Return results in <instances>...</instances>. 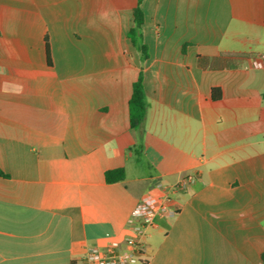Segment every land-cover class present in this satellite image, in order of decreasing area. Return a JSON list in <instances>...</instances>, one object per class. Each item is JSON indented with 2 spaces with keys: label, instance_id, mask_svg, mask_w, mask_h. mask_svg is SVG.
Segmentation results:
<instances>
[{
  "label": "crops",
  "instance_id": "1",
  "mask_svg": "<svg viewBox=\"0 0 264 264\" xmlns=\"http://www.w3.org/2000/svg\"><path fill=\"white\" fill-rule=\"evenodd\" d=\"M136 4L0 0V264L123 250L149 185L185 175L131 264H262L264 0H143L134 45Z\"/></svg>",
  "mask_w": 264,
  "mask_h": 264
},
{
  "label": "built area",
  "instance_id": "2",
  "mask_svg": "<svg viewBox=\"0 0 264 264\" xmlns=\"http://www.w3.org/2000/svg\"><path fill=\"white\" fill-rule=\"evenodd\" d=\"M252 64L257 69L264 70V54L252 59ZM194 181L192 175L183 176L173 185H165L161 178H156L149 185V193L143 196L134 206L127 220L128 234L123 239L124 249L120 250L114 243L105 247L88 246L83 256L70 261V264H131L137 261L144 251L141 239L146 230L153 223L156 216L165 215L172 218L177 209L172 200L174 193L183 192ZM156 191L158 194L152 193Z\"/></svg>",
  "mask_w": 264,
  "mask_h": 264
},
{
  "label": "trees",
  "instance_id": "3",
  "mask_svg": "<svg viewBox=\"0 0 264 264\" xmlns=\"http://www.w3.org/2000/svg\"><path fill=\"white\" fill-rule=\"evenodd\" d=\"M142 1L143 0H137V4L133 9V27L128 33V38L134 45H138L137 37L139 36V29L143 21V15L140 9V4ZM139 47L143 56L146 57V46L139 43ZM146 107L147 104L143 92L142 76L139 75L136 81L132 84V93L128 101V117L129 125L131 128H136L142 124L146 112ZM0 175H2V173H0ZM104 178L108 183L121 181L124 178V171L123 169L106 171L104 173ZM261 263L264 264V253L261 254Z\"/></svg>",
  "mask_w": 264,
  "mask_h": 264
}]
</instances>
